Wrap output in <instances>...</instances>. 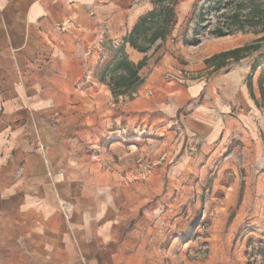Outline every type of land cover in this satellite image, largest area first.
I'll use <instances>...</instances> for the list:
<instances>
[{
  "label": "crops",
  "instance_id": "1",
  "mask_svg": "<svg viewBox=\"0 0 264 264\" xmlns=\"http://www.w3.org/2000/svg\"><path fill=\"white\" fill-rule=\"evenodd\" d=\"M194 2L176 6L179 19ZM153 10L145 0H0V264H153L146 255L162 237L149 223L161 217L140 215L144 184L127 182L128 165L91 162L107 161L118 146L120 163L129 159L131 124L182 129L178 173L190 172L195 140L209 152L218 141L225 152L233 142L253 146V121L264 118L259 89L256 96L247 82L252 56L184 84L162 78L165 63L143 66L131 102L137 121L128 116L113 131V98L99 68L118 49L133 64L150 56L129 39ZM219 43L209 57L238 48Z\"/></svg>",
  "mask_w": 264,
  "mask_h": 264
},
{
  "label": "rangeland",
  "instance_id": "2",
  "mask_svg": "<svg viewBox=\"0 0 264 264\" xmlns=\"http://www.w3.org/2000/svg\"><path fill=\"white\" fill-rule=\"evenodd\" d=\"M145 1L151 3L154 10L145 16L151 21L145 26L148 30L138 36V45L146 46L153 31H163V38L146 52L150 56L144 60V67L153 71L167 64L170 70L164 72L162 78L168 83H178L174 78L168 81L167 76L177 77L179 72L190 74L185 83L207 80L212 73V70L207 71V60L212 57L209 53L219 49V40L241 47L264 36L253 35V27L248 24L242 30L234 27L229 36L213 35L216 27L225 28L232 22L230 17L234 13L242 20L248 16L253 0H192L195 2L187 16L189 21L183 27L187 17L184 21L179 19L175 6L180 0ZM258 2L264 6V0ZM182 7L185 10L187 6ZM168 19H176L171 30L166 26ZM263 51L264 48L249 55L252 56L253 77L248 76L247 82L253 79L256 96L258 84L254 81L264 69ZM134 99L133 95L113 98L108 121H114V132L121 131L120 121H127L128 116L129 121H137L134 116L137 113L131 106ZM258 103L261 108L258 117L262 119L264 101L259 99ZM160 129L131 124L124 139L127 142L124 157H129L124 163H120L121 146L114 148L108 163L101 158L91 159L101 168L128 165L130 173L124 175L127 182L144 184L147 201L140 215L160 216L161 221L155 218L149 224L152 228L158 226L162 237L159 250L146 255L147 262L264 264V122L253 121V146L233 142V148L225 152L218 141L209 152L201 141L195 140L191 144L193 162L187 173L173 171L179 160L175 155L182 144V129L170 127L162 129V133L158 132ZM171 130L172 134L168 135ZM130 201L132 206L135 200ZM159 237L156 234L152 240L157 247Z\"/></svg>",
  "mask_w": 264,
  "mask_h": 264
},
{
  "label": "trees",
  "instance_id": "3",
  "mask_svg": "<svg viewBox=\"0 0 264 264\" xmlns=\"http://www.w3.org/2000/svg\"><path fill=\"white\" fill-rule=\"evenodd\" d=\"M244 1V0H243ZM183 0L175 3V6L179 5ZM198 4V3H196ZM195 4V8H196ZM194 12V9L193 11ZM248 16L242 20L241 16L235 13L230 17L231 23L227 24L225 28L218 26L213 30V35L217 38L229 36L233 32V28L242 30L245 24L253 27V35L259 36L264 34V6L253 0V9H250ZM173 14V11L170 12ZM151 21L150 17H144L139 21L137 28L131 34L129 44L132 48L137 49L141 53H146L150 46H152L157 40L163 38V31H153L146 46L140 47L137 42L138 36L145 30H148L145 26ZM189 21L186 18L182 27ZM168 30L174 28L176 19H168L166 22ZM264 48V36L256 39L250 45H243L233 50L221 52L212 56L207 60L209 66H213L214 70L223 66L227 61L232 60L238 62L252 53H258ZM264 54V51H263ZM216 61H220L216 62ZM144 66V60L138 64L130 62L124 53L123 49L113 51L110 58L101 65L99 68V74L97 78L99 82L105 85L113 98L130 97L141 86L143 80L139 76V71ZM258 89L261 95V99L264 101V69L261 71L258 81Z\"/></svg>",
  "mask_w": 264,
  "mask_h": 264
},
{
  "label": "built area",
  "instance_id": "4",
  "mask_svg": "<svg viewBox=\"0 0 264 264\" xmlns=\"http://www.w3.org/2000/svg\"><path fill=\"white\" fill-rule=\"evenodd\" d=\"M189 77H190V74L188 75L186 73L179 72V76H177V77L167 76V80L173 81L175 79L178 83H185L189 80Z\"/></svg>",
  "mask_w": 264,
  "mask_h": 264
}]
</instances>
